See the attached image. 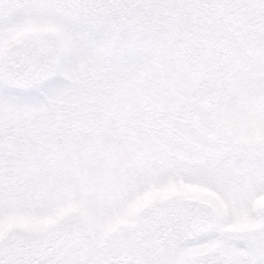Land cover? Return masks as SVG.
I'll return each mask as SVG.
<instances>
[{"label": "snow or ice", "instance_id": "obj_1", "mask_svg": "<svg viewBox=\"0 0 264 264\" xmlns=\"http://www.w3.org/2000/svg\"><path fill=\"white\" fill-rule=\"evenodd\" d=\"M0 264H264V0H0Z\"/></svg>", "mask_w": 264, "mask_h": 264}]
</instances>
